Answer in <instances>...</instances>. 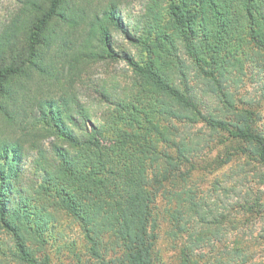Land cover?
I'll return each mask as SVG.
<instances>
[{
	"label": "trees",
	"instance_id": "obj_1",
	"mask_svg": "<svg viewBox=\"0 0 264 264\" xmlns=\"http://www.w3.org/2000/svg\"><path fill=\"white\" fill-rule=\"evenodd\" d=\"M122 2L18 0L0 32V229L13 243L0 264H44L61 213L92 242L91 264H155L160 186L184 182L191 153L183 141L176 157L164 153L173 121L201 120L254 145L264 162V138L245 123L203 115L189 80L193 73L219 92L246 48L264 52V0H148L134 30L123 25ZM114 33L136 54L115 51ZM121 59L127 83L102 84L81 100L86 73ZM103 232L118 251L108 262L96 250Z\"/></svg>",
	"mask_w": 264,
	"mask_h": 264
},
{
	"label": "rangeland",
	"instance_id": "obj_2",
	"mask_svg": "<svg viewBox=\"0 0 264 264\" xmlns=\"http://www.w3.org/2000/svg\"><path fill=\"white\" fill-rule=\"evenodd\" d=\"M147 1L123 0L120 15L126 29L141 24ZM17 8L18 0H0V32ZM113 36L120 55L136 54L123 34ZM237 58L231 72L221 79L219 91L229 96L231 107L224 104L216 84L209 88L193 73L189 80L201 98L203 115L245 123L264 138V52L249 46ZM128 76L126 59L97 63L77 87L80 99L96 97V88L102 84L125 85ZM208 90L213 93L207 94ZM171 126L173 146L164 147V153L176 157L181 141L191 153L184 162L188 165L181 168L188 172L184 182L175 177L160 186L158 226L152 230L157 237L155 264H264V162L253 155L255 146L212 131L201 120L173 121ZM33 156L30 152L28 164ZM98 239L96 250L104 262L118 256L112 233L103 232ZM0 244L4 245L0 254L13 244L1 229ZM92 245L81 226L61 213L50 227L40 257L44 264H91L97 261ZM0 260L6 262L1 255Z\"/></svg>",
	"mask_w": 264,
	"mask_h": 264
}]
</instances>
